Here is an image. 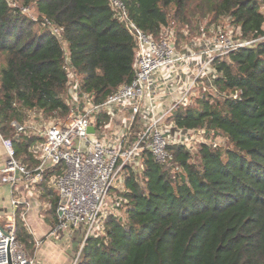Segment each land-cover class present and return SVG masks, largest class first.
<instances>
[{"label": "trees", "instance_id": "1", "mask_svg": "<svg viewBox=\"0 0 264 264\" xmlns=\"http://www.w3.org/2000/svg\"><path fill=\"white\" fill-rule=\"evenodd\" d=\"M122 2L154 40L169 31L177 52L197 50L191 44L210 27L231 31L236 43L264 36L261 0ZM134 50L107 0H0V136L12 140L24 168L34 138L11 122L65 119L69 71L80 98L103 104L132 81ZM208 75L217 92L200 78L196 97L168 121L222 143H170V178L150 152H139L141 168L125 166L121 190H112L123 214L108 215L105 234L86 240L76 264H264V40L215 57ZM96 115L91 124L99 131L109 119ZM16 238L29 240L19 222Z\"/></svg>", "mask_w": 264, "mask_h": 264}, {"label": "built area", "instance_id": "2", "mask_svg": "<svg viewBox=\"0 0 264 264\" xmlns=\"http://www.w3.org/2000/svg\"><path fill=\"white\" fill-rule=\"evenodd\" d=\"M107 1L115 17L126 24L135 41V72L132 81L127 85L120 86L116 92L107 97L103 104L94 105L86 95L79 97V82L76 81L74 74L69 71V94H67V98H69L71 109L65 119L51 121L41 127L37 126L32 118L23 124L15 121L10 124V127L17 134L29 133L43 139L41 144H36L30 148V152L39 159V165L34 172L42 173L45 168H64L61 175L56 179L59 194L58 219L52 233L82 229V241L73 264L77 263L87 239L105 234V223L108 217L105 214V209L110 193L122 177L123 168L135 165V158L139 152L143 150L150 152L153 162L166 172L169 178L171 176L169 167L173 166L171 165L172 156L167 150L170 142L162 128V123L176 106L159 116L150 110L148 126L139 136L137 142L126 150L121 143L109 146L100 141L91 140L92 135L88 133V128L92 125V117L103 108L114 106L122 111H130L131 118L129 121L133 123L141 108L145 104L151 105L152 77L168 67L200 55L197 50L189 47L180 52L175 51L174 47L172 48L169 44L170 41L172 42V35L169 31H166L165 37L158 41L154 40L129 20L127 9L122 0ZM261 1L263 6L264 0ZM10 4L16 7L15 3ZM20 10L22 13L31 14L28 8L21 7ZM31 18L35 21L34 17L31 16ZM47 24L50 26L48 22ZM52 31L59 34V31L53 27ZM224 37H217L216 40L219 44L207 52H202L208 57L193 78L192 84L200 78H204L214 89L208 71L215 57L223 56L239 47L264 40L263 36L257 40L236 43ZM70 76L73 79L71 83ZM214 91L217 92L216 89ZM80 99L87 103V108L82 111L73 108L74 105H79ZM195 133L198 138L201 131ZM0 140L6 153L0 168V183L10 184L13 187L19 180L18 174L28 179L33 172L26 170L17 161L11 139H3L0 136ZM194 140L188 137L181 140L180 143L189 147V144L194 143ZM13 203L17 204L15 201ZM20 217L23 220L24 214L22 213ZM3 230L6 234L0 231V264H7L8 259L11 264H34V260L26 256L22 245L16 238L14 217L8 218Z\"/></svg>", "mask_w": 264, "mask_h": 264}, {"label": "crops", "instance_id": "3", "mask_svg": "<svg viewBox=\"0 0 264 264\" xmlns=\"http://www.w3.org/2000/svg\"><path fill=\"white\" fill-rule=\"evenodd\" d=\"M262 11H264V4ZM191 45L198 50L200 55L168 67L152 77L151 105L145 104L140 113L134 118L133 123L129 121L131 118L130 111H122L114 106L105 107L102 111L100 110L103 114L96 116L102 117L103 115V119H109L108 124L104 129L95 131V134L91 136V140L100 141L109 146L121 143L125 150L129 149L137 142L139 136L148 126L150 110H153L154 114L159 116L172 107L176 106L175 109H177L181 105L191 103L192 99L196 97L193 90L199 84H202L199 80L192 84L193 78L208 57L202 52H207L218 44L215 35L207 33L193 41ZM188 47L190 45H184L183 48ZM41 121L36 119L34 123L42 126ZM162 128L170 143L180 142L188 137L194 140L196 137V133L193 131L183 134V132L177 130L168 121V118L163 121ZM25 135L34 138L30 148L36 144H41L43 140L40 136L35 137L29 133ZM31 155L33 165L30 161L25 163L26 166L30 167L25 169L33 172L30 178L27 179L18 174L19 180L13 187L10 184L0 183V226L4 229L8 218L13 217L16 222L21 224L24 233L29 238L27 245L22 242L21 245L26 256L34 260V264H73L82 241V229L52 233L58 219L59 194L56 179L61 175L64 168H45L42 173H36L34 170L39 165V159L32 153ZM4 160L5 150L0 140V168ZM133 167L135 170L141 168L136 159ZM122 181L123 177L118 180L115 190H121ZM118 199H120L118 195L111 194L108 200L107 206L112 204L115 208L111 214L118 213L117 215H119L117 204H115ZM14 201L17 204H14ZM22 213L24 214L23 220L20 217ZM37 243L38 245H36Z\"/></svg>", "mask_w": 264, "mask_h": 264}, {"label": "rangeland", "instance_id": "4", "mask_svg": "<svg viewBox=\"0 0 264 264\" xmlns=\"http://www.w3.org/2000/svg\"><path fill=\"white\" fill-rule=\"evenodd\" d=\"M264 12V11H263ZM221 30L222 29H216V30H213V27H210V29H209V34L210 35H215L216 36V38L217 37H224V36H221L222 34L220 33L221 32ZM228 34L229 35H227V36H225L224 38H229L230 40L232 39L231 38V35H232V33H231V31H229L228 32ZM233 37V36H232ZM217 41V40H216ZM217 44H219L218 42H217ZM71 82H73V79H72V77L70 76V83ZM77 97V96H76ZM87 103H86V101L85 100H82V99H80V103H79V105L78 106H76V105H74V107L73 108H78L80 111H82V110H85L87 107V105H86ZM41 123H43V124H47L48 122H54V121H57L56 120V118H48V119H42V117H41ZM39 127H41L39 124H37ZM119 129V128H118ZM117 129V130H118ZM24 136H27V135H24ZM207 142V143H209V142H216V143H222V140L220 139V137L218 136V135H212V137L211 138H209V139H206L204 136H203V134L201 133L199 136H198V138L197 139H195L194 140V143H191V144H189V147L190 148H192V149H194V148H196L197 147V144L199 143V142ZM5 157H6V153H5ZM17 159V158H16ZM17 161L21 164V162H20V159H17ZM116 184V183H115ZM111 194H112V192L110 193V196H111ZM111 200H113L112 198H111ZM115 208H114V205H112V204H108V206H106V209H105V214L108 216V215H110L111 214V212L114 210ZM118 214V213H117ZM121 214H123V212H119V215H121Z\"/></svg>", "mask_w": 264, "mask_h": 264}, {"label": "water", "instance_id": "5", "mask_svg": "<svg viewBox=\"0 0 264 264\" xmlns=\"http://www.w3.org/2000/svg\"><path fill=\"white\" fill-rule=\"evenodd\" d=\"M169 44H170V46L173 48L174 47V44H173V42H169ZM88 133L89 134H91V135H94L95 134V129H94V127L91 125V126H89V128H88ZM0 231H2L4 234H6V232L3 230V228L0 226ZM7 264H11V262H10V260L8 259V261H7Z\"/></svg>", "mask_w": 264, "mask_h": 264}]
</instances>
